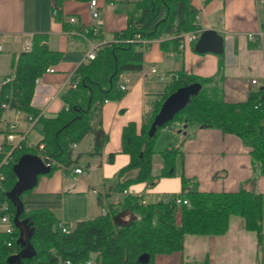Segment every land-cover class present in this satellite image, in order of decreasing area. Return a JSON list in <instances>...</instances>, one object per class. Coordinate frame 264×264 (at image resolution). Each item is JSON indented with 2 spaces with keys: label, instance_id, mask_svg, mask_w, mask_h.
<instances>
[{
  "label": "trees",
  "instance_id": "trees-1",
  "mask_svg": "<svg viewBox=\"0 0 264 264\" xmlns=\"http://www.w3.org/2000/svg\"><path fill=\"white\" fill-rule=\"evenodd\" d=\"M65 0H56V21L62 23L65 30L70 24L65 22L62 6ZM91 1V0H78ZM212 0H205L204 4ZM129 13L128 28L116 35L112 43L101 45L94 60L81 64L74 76L73 83L63 95L65 108L55 117L41 116L42 139L35 146L24 144L13 152L11 163L1 168L5 181L0 190V217L9 214L14 232L8 235L0 231V264H11L9 259L21 252L19 243L20 229L14 224L16 207L8 193L12 190L17 177L13 166L25 154L48 157L54 165L52 174L59 168L67 171L80 165L74 146L80 144L87 135L94 136V145L88 155L101 156L108 136L102 129L101 108L107 101H120L128 91L122 90L121 76L140 72L144 66L142 40L153 41L163 37L161 49L164 52L179 51L181 35L204 28L198 22L199 10L193 0H138ZM83 33V27H77ZM89 38L101 40V32H89ZM47 36H33V47L22 52L15 61V96L13 104L26 114L37 116L39 111L32 105L36 89V80L44 75L48 68L59 64L63 53L50 50L44 41ZM126 40H134L128 43ZM142 47V49H141ZM222 69L214 77L201 78L195 75L178 73L177 78L167 84L162 94L153 102L152 111L144 118L141 130L129 123L122 132V152L129 156V163L119 170L116 176L115 191L123 192L131 185L154 184V157L160 154L163 162L161 176L174 175L176 162L180 156V145H170L161 152L155 150V143L163 129L174 128V123L197 125L203 128H216L224 134L238 136L244 145L251 148V155L264 176V91L252 92L246 102L227 103L222 87ZM198 83L201 89L191 97L188 105L155 134L149 137V131L164 101L178 89ZM7 89L2 87L0 105L5 101ZM2 109L0 107V121ZM43 145V149L39 146ZM5 150H10L7 146ZM114 154L109 155L113 162ZM2 156H0V160ZM82 171V169H81ZM42 176H40L41 178ZM39 178V179H40ZM184 186L187 180L183 179ZM34 190V189H33ZM21 195L25 210L20 219H28L32 230L30 243L37 254L31 259H23L21 264H85L95 259L96 264H156L158 255L180 252L187 235L220 236L227 232L230 217L239 216L245 220L246 229L254 231L262 242L264 199L262 194L240 189L236 192H200L184 189L178 195H164L153 203L144 204L143 196H126L115 207L111 205L110 214L79 222L75 227L63 232L62 223L47 207L27 210L25 194ZM186 198L188 205H177L175 197ZM169 198L168 201H165ZM165 199V200H164ZM4 203L9 211L1 210ZM129 213L132 219L120 223L119 217ZM9 243L11 245L9 246ZM148 256L147 262L141 257Z\"/></svg>",
  "mask_w": 264,
  "mask_h": 264
},
{
  "label": "crops",
  "instance_id": "crops-1",
  "mask_svg": "<svg viewBox=\"0 0 264 264\" xmlns=\"http://www.w3.org/2000/svg\"><path fill=\"white\" fill-rule=\"evenodd\" d=\"M136 1L97 0L102 11V39L94 40L80 36L76 29L94 25L89 1H64L62 13L65 22L70 24L67 31L55 19L56 0H0V93L5 77L15 72V61L24 52V41L36 34H44L47 39L43 43L52 51L62 52L63 58L53 66V73L46 72L38 79L32 105L43 117L58 115L65 108L63 95L72 86L77 68L88 62L86 54L90 44L101 47L114 42L116 35L128 28L129 13ZM204 1L193 0L194 7L200 12L198 22L204 30H216L224 38V51L221 54H199L195 51L196 43L186 44L177 52H164L156 40L145 45L142 71L126 74L129 90L125 97L102 105V129L108 141L101 156L88 155L95 139L93 135H87L74 146L81 164L71 171L59 168L42 176L26 200L27 210L45 206L63 224L75 227L79 222L102 215V210H110L111 205L117 207L126 196H143L147 204L164 195H178L187 188L200 192L245 189L262 194L264 199V176L252 158L250 147L244 145L238 136L224 134L219 129L183 124L163 129L155 143L158 153L170 145H180L182 153L173 176H161L163 162L160 154H156L153 175L157 178L153 185H131L126 189L127 195L115 191V178L130 160L122 152L123 129L129 123H135L137 132H140L146 114L152 111L153 102L167 84L174 80L173 75L182 72L209 78L216 76L221 68L227 103H243L250 93L264 91V0H212L208 4ZM72 17L76 18V23L70 21ZM259 31H263L260 40L248 39V34ZM151 67L158 71L146 77ZM253 80H256L255 84ZM37 126L28 133L27 145L30 147H35L42 139L40 127L38 142L29 141ZM27 129L26 124L18 128L19 132ZM5 134V123L0 121V147L5 144ZM111 154L115 155L113 162L108 160ZM79 168L82 169L80 174L75 172ZM94 190L104 192L105 197ZM57 202L62 206L60 211L54 208ZM63 204H67L71 211L67 212ZM131 219L132 216L125 213L120 215L119 222L127 223ZM262 229L260 243L258 235L246 229L243 218L232 216L225 234L187 235L180 252L158 255L156 264H264V212Z\"/></svg>",
  "mask_w": 264,
  "mask_h": 264
},
{
  "label": "built area",
  "instance_id": "built-area-1",
  "mask_svg": "<svg viewBox=\"0 0 264 264\" xmlns=\"http://www.w3.org/2000/svg\"><path fill=\"white\" fill-rule=\"evenodd\" d=\"M89 10H90V15L92 18V22L94 23V25L92 27L90 26H85L84 28V32L83 33H79L80 36L84 37L85 39L88 38L87 37V33H88V28H92L97 32H102V21L100 19L102 11L98 5L97 0H91L90 4H89ZM70 21L72 23H76V18L72 17L70 18ZM202 31H196V32H191V33H186L181 35L182 41L180 44V49L184 48V46L186 44H194L197 42V40L199 39V37L201 36ZM263 36V31H259L257 33H250L248 34V39L251 41H258L262 38ZM157 42H160L163 40V37L155 39ZM154 41V40H153ZM126 42L128 43H133L135 42L134 40H126ZM142 42L143 46L147 45L149 42L148 40H142L140 41ZM91 47L89 49V51L86 54V59L89 60H94L97 56L98 50L100 48V46L98 45H94V44H90ZM33 47V39L32 38H28L24 41V51H30ZM145 48V47H144ZM0 50H2V47L0 46ZM157 68L156 67H151L149 72L147 74H145V76H149L150 74H156L157 73ZM46 72H50L53 73L54 72V68H48ZM174 79L177 78V75L175 77H173ZM15 81H16V74L12 73L10 75H8L7 77H5V79L2 82V86L5 87L7 89V94L5 97V101H3L1 103V108L3 109V113L1 115V121L3 123H5L6 126V134H5V144L2 145V147H0V156H2V159L0 160V170L2 167H6L8 166L11 161L13 160V152L16 149H21L23 147L24 144H28L27 143V136L28 133L39 124V120L41 118V114L39 113L37 116L34 115H30V114H26L25 112H23L22 110L18 109L17 107H15L13 104H17V97L15 96ZM38 82V79L36 80V83ZM121 88L122 90H129V79L126 77V75H122L121 76ZM253 84L256 83V80L252 81ZM72 86H75V84L73 83ZM26 124L28 126L27 131L25 132H19L18 128L23 125ZM9 147L10 150H5L6 147ZM39 149H43V145L39 146ZM43 160H49L51 161L49 158L43 157L41 156ZM52 166L54 165L53 162H51ZM76 173L80 174L82 173L81 169H76L75 170ZM5 175L0 171V190L2 189V184L5 181ZM96 194H100L103 197H105V193L98 191V190H94L93 191ZM123 194L127 195V191L124 190ZM165 200V199H164ZM169 198H166L165 201H168ZM144 204H146V202H143ZM175 203L177 205H188L190 206V202L188 199L186 198H182L180 196H176L175 197ZM1 210L8 212L9 211V206L7 203H4ZM110 214V210L109 208H105L102 210V215L103 216H107ZM0 225L3 226V230L2 232L11 235L14 232V227H13V223L11 220V217L9 214H6L2 217H0ZM60 228L63 230V232H67L69 230L68 227H66L63 223L60 224ZM11 245V243H9V246ZM66 264H71L69 261L66 262ZM85 264H96L95 259H90L88 260Z\"/></svg>",
  "mask_w": 264,
  "mask_h": 264
},
{
  "label": "water",
  "instance_id": "water-1",
  "mask_svg": "<svg viewBox=\"0 0 264 264\" xmlns=\"http://www.w3.org/2000/svg\"><path fill=\"white\" fill-rule=\"evenodd\" d=\"M195 51L199 54L214 53L221 54L224 51V38L212 29L203 30L201 36L196 42ZM201 85L198 83L178 89L174 94L169 96L156 115L154 122L149 131V137H152L158 127H162L171 121L175 115L184 109L191 100L192 96L198 94ZM52 170V164L49 160H43L39 155L25 154L21 156L18 162L13 166V171L17 177L12 190L8 193L12 204L16 207L14 224L20 229L22 235L19 243L23 247L19 254L12 256L9 261L11 264H21L23 259H31L36 256L37 252L30 243L32 230L28 219H20L22 212L25 210L24 202L21 195L33 190L39 181L40 176L48 175ZM148 256H142L141 261L147 262Z\"/></svg>",
  "mask_w": 264,
  "mask_h": 264
},
{
  "label": "rangeland",
  "instance_id": "rangeland-1",
  "mask_svg": "<svg viewBox=\"0 0 264 264\" xmlns=\"http://www.w3.org/2000/svg\"><path fill=\"white\" fill-rule=\"evenodd\" d=\"M181 123H179V122H175L174 123V126H179ZM40 127H41V125L40 124H38V126L36 127V129L35 130H33L32 131V133L30 134V136H29V141L31 142V143H37L38 142V137H39V134H38V130L40 129ZM41 138V137H40ZM40 138H39V140H40ZM158 147H160V146H158ZM30 194H25L24 195V200H28L30 197ZM59 199V198H58ZM57 199V200H58ZM84 204H86V201H85V199H84ZM63 206L65 207V210L67 211V212H69V211H71V209H70V207L67 205V204H63ZM61 205H59V202H57L56 204H55V206H54V208L58 211L59 209H61ZM60 211V210H59ZM71 224H74V223H71ZM73 226V225H72Z\"/></svg>",
  "mask_w": 264,
  "mask_h": 264
},
{
  "label": "bare ground",
  "instance_id": "bare-ground-1",
  "mask_svg": "<svg viewBox=\"0 0 264 264\" xmlns=\"http://www.w3.org/2000/svg\"><path fill=\"white\" fill-rule=\"evenodd\" d=\"M91 2V1H90ZM91 30H93V29H91V28H88V33L86 34L87 35V37L89 38V32L91 31ZM95 31V30H94ZM95 33L97 34L98 32L97 31H95ZM33 39V38H32ZM26 52V51H25ZM51 68V67H50ZM15 73V72H14ZM39 79V78H38ZM2 109V108H1ZM2 113H3V109H2ZM6 139V138H5ZM48 158V157H47ZM50 162H52V160L50 161Z\"/></svg>",
  "mask_w": 264,
  "mask_h": 264
}]
</instances>
